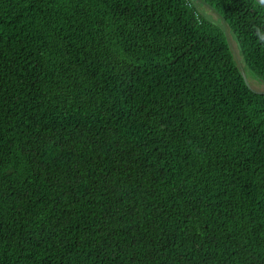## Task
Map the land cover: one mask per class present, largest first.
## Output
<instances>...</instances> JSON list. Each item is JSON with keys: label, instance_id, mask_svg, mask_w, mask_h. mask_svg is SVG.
I'll return each instance as SVG.
<instances>
[{"label": "trees", "instance_id": "1", "mask_svg": "<svg viewBox=\"0 0 264 264\" xmlns=\"http://www.w3.org/2000/svg\"><path fill=\"white\" fill-rule=\"evenodd\" d=\"M200 1L264 82V5ZM0 264H264V92L197 0H0Z\"/></svg>", "mask_w": 264, "mask_h": 264}, {"label": "rangeland", "instance_id": "2", "mask_svg": "<svg viewBox=\"0 0 264 264\" xmlns=\"http://www.w3.org/2000/svg\"><path fill=\"white\" fill-rule=\"evenodd\" d=\"M198 3L200 4V9H201V12L205 15H207L208 17H211L212 19L214 20H218L220 21L221 23H223L221 21V17L220 15L215 12L212 8H210L208 5L204 4V2H201L200 0H197ZM261 1L263 4H264V0H259ZM224 24V23H223ZM225 29L227 31V36H228V39H229V44H230V47H231V50L233 52V55L235 56L236 60L241 64L243 65V61H242V58L240 56V53H239V50H238V47H237V44H236V41L231 37L228 29H227V26L225 25ZM247 81H248V84L250 85V87L254 90H258V91H264V82L262 81H259L257 80L255 77H251L248 75V78H247Z\"/></svg>", "mask_w": 264, "mask_h": 264}, {"label": "water", "instance_id": "3", "mask_svg": "<svg viewBox=\"0 0 264 264\" xmlns=\"http://www.w3.org/2000/svg\"><path fill=\"white\" fill-rule=\"evenodd\" d=\"M259 1V0H258ZM204 2V1H203ZM261 2V1H260ZM262 3V2H261ZM263 4V3H262ZM264 5V4H263ZM211 8V7H210ZM221 17V16H220ZM221 21L224 23V26L226 25L225 24V22H224V19H222V17H221ZM227 26V25H226ZM227 29H228V31H229V28H228V26H227ZM225 33H226V35H227V31H226V29H225ZM230 33V32H229ZM232 37V36H231ZM227 38H228V36H227ZM229 40V39H228ZM230 45V44H229ZM231 48V47H230ZM233 53V52H232ZM234 59L236 60V58H235V56H234ZM236 62H237V65H238V67H239V69H240V71H241V76H242V78H243V80L245 81V83H246V85L248 86V87H250V85L248 84V81H247V78H246V72H245V70H244V65H241L237 60H236ZM251 88V87H250ZM252 89V88H251ZM253 91H256V92H264V91H258V90H254V89H252Z\"/></svg>", "mask_w": 264, "mask_h": 264}]
</instances>
